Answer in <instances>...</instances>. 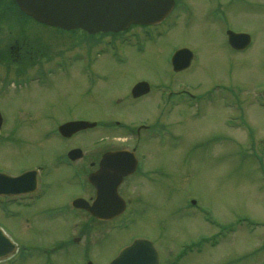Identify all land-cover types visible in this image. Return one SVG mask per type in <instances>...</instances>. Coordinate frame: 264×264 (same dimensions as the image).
<instances>
[{
	"label": "rangeland",
	"instance_id": "rangeland-1",
	"mask_svg": "<svg viewBox=\"0 0 264 264\" xmlns=\"http://www.w3.org/2000/svg\"><path fill=\"white\" fill-rule=\"evenodd\" d=\"M188 1L190 4L185 10L178 11V17L169 29L159 27L160 36L156 35L150 44L146 43L147 51L142 53L144 58L129 43L117 48L119 55L127 56L126 60L113 61L108 55L111 46L106 54H101L92 68L105 73L107 78L95 79L89 92L86 91L89 82L81 61L69 67L70 70L47 76L44 84L38 81L19 87L14 84L0 87L4 129L16 133L11 144L0 150V168L7 167L15 173L20 170L17 167L49 163L52 170L62 148L81 143L78 145L91 150L89 145L94 140L98 141L94 145L96 150L102 148L98 144L103 141L110 149L132 146L142 156V168L130 176L127 183L120 185L122 194L128 197L125 198V213L112 222L93 221L95 234L92 233L90 255L93 264H106L118 248L135 236L156 241L162 253L160 264H171L170 259L178 254L183 244L203 238L208 241L202 244L200 252L187 251L174 264L264 262V245L261 244L264 240V142L261 140L260 144L258 140L259 136L264 137V107L257 104L256 94L252 92L264 90V0H252L251 8L237 6L232 0ZM0 2L3 4L0 30L6 31L5 36L0 35V41L4 40L0 46L6 47L8 41L14 39L9 37V33L12 35V31H8L11 23L2 19L28 17L17 9L13 0ZM216 10L219 15L215 20L213 11ZM32 25L38 30H48L36 23ZM13 29V34L18 36L16 28ZM225 30L246 32L252 35L254 43L246 52L232 53ZM28 31L32 32L33 28L28 27ZM63 31L59 29L56 33H62L68 42V34L72 32ZM72 35L77 36L74 39L79 48L77 51L82 49L83 53H90L97 49V44L88 43L86 32L75 30ZM91 40L97 41L92 36ZM18 42L25 41L15 44L22 45ZM129 42L136 43L137 39L130 36ZM63 44L65 46L57 44L56 55L59 57L74 51L64 40ZM102 44L106 45L105 39ZM183 46L192 50L195 58L187 70L174 72L167 62L168 56L170 58L175 49ZM33 47H39V43L34 42ZM20 68L31 72L38 67ZM22 69L0 62V72L6 73V77L10 72H28ZM141 77L147 79L153 89L178 92L172 94L170 100L175 105L172 112H166V105L156 101L157 91L135 101L126 99L121 107L109 102V97L126 96L130 85ZM182 90L198 98V114H194L193 101H183ZM234 98L249 101V104L244 102L242 114L254 130L252 149L246 148L248 144L241 132L230 136L231 130L224 125V121L236 113L235 108L225 105L224 99ZM108 114L113 120H119L109 130L94 128L70 142L47 139L52 126L69 115L94 119L97 115ZM136 124L150 125L158 135L147 140L145 132V136L129 139ZM166 127L171 133L161 143L157 140ZM72 178L65 168L52 170L44 178L49 188L31 206L5 204L4 215L0 212L1 227L23 249L47 246L66 236L72 224L80 221V218L63 216L66 201L63 197L67 196L69 200L77 191V179L74 184L68 182ZM46 206L49 208L43 213ZM207 216L213 223L205 220ZM247 220L256 222L254 229L248 228ZM113 223H117V227L124 226L109 227L110 230L104 229V232L100 229ZM232 225L234 229L230 233L228 227ZM215 238L220 241L211 246L210 239ZM29 253L30 257L25 255L15 264H42L35 256L37 252L30 250Z\"/></svg>",
	"mask_w": 264,
	"mask_h": 264
},
{
	"label": "flooded vegetation",
	"instance_id": "flooded-vegetation-1",
	"mask_svg": "<svg viewBox=\"0 0 264 264\" xmlns=\"http://www.w3.org/2000/svg\"><path fill=\"white\" fill-rule=\"evenodd\" d=\"M234 3H236L237 6H245V7H252V0H232ZM187 4H190V2L188 0L184 1V0H175L174 3V7L172 9V11L167 15V17L162 20L160 23L157 24H148V25H144L145 23L138 24L135 25V39H138V44L141 45L142 47H138L136 45V49H138L136 52H138L139 54H141V57L144 58V56L142 55V53L144 54L147 49L145 48V43H149L154 39L157 38V36H160L158 28L160 26V28L162 27L161 25H165L166 30L169 29V24H172L173 21H169V17L171 16V14L173 13L174 10H183L187 8ZM216 12L219 15V12L216 10ZM217 15V14H216ZM25 22H27L26 25H16V31L20 32V27H26L27 29L25 30L26 33H28V35L24 34L23 36V41L22 45H17V44H9L7 50H3L0 51V59L2 58V60H0V62L5 63L7 67H9L10 65H15L16 67L20 68V66H27L30 65L33 68L38 67L36 69H32V71H36L38 73V77L40 78V83L44 84L46 82V77L47 76H53V72L56 69H59L61 66V59H63L64 63H69L72 62V58H76L77 56H75L77 54V50L78 47L75 44L76 43V35L75 37L72 35V33L68 34V38L70 39L67 42V38L63 36V34L60 33H56L58 32V28H51L48 27V30L44 31L45 29H35L32 25V23H34V21L31 20H26ZM41 25L40 23H37ZM42 26H44V28L46 27L45 25L42 24ZM28 27H32L34 28V31L29 32L28 31ZM12 31V35L11 37H14L13 32L15 31L13 28L10 30ZM128 31H122V32H100V33H95V34H87L86 37L89 38L88 43L90 44H97L98 47L97 48H103L105 45L102 44V41H104L106 44L109 43L110 41H119V40H123L124 37L126 36V33ZM157 35V36H156ZM91 36L92 37H96L97 41H92L91 40ZM63 40L65 41V44H68L70 48H72L74 51H72L73 53L68 54L67 56H57V44L59 45H64L63 44ZM15 41V40H13ZM34 42H38L39 43V47L34 48L33 44ZM226 42L229 46V48L231 49V52H246L247 50H249V48L253 45L254 40L252 35H250V41L248 43V45L242 49V50H236L234 48H232L226 38ZM17 45V50L14 51V48ZM67 45V46H68ZM65 46V45H64ZM86 49H88V47H86ZM95 50L94 51H90L89 52H85V54L83 52H81V58H84L80 64L81 67H83L85 65L86 67V72L94 75V74H102L104 75L105 73L103 72H96L94 71V68H92L93 64L95 63V61L97 60V57L94 56L95 54ZM102 52V51H101ZM99 53V51L97 52ZM100 54V53H99ZM138 54V55H139ZM74 56V57H73ZM7 58V59H5ZM167 62L169 63V60L167 59ZM35 66V67H34ZM88 67V68H87ZM22 69V68H20ZM27 70V68H23L22 69ZM186 70V69H184ZM181 70V71H184ZM30 71H28V74ZM92 72V73H91ZM179 72V71H178ZM34 73V72H33ZM6 73L0 72L1 77L6 78ZM21 74V73H20ZM9 75V74H7ZM140 79H145V78H137L135 81L140 80ZM146 81H148L147 79H145ZM149 82V81H148ZM134 83V82H133ZM132 85V84H131ZM131 85L129 87V91L127 92L126 96H119L117 98H110L109 97V102H111V104L113 105H117L119 107H121L120 105L127 99L128 102L130 101H135L138 100L142 97H149L152 94H154L155 91L158 92L157 94V99L156 101L162 104L166 105V108L164 109L166 112L169 111V105L171 102V97L172 94H178V92H169L168 89H164V88H157V89H153L152 84L149 82V91L141 94L137 97H133L131 95L130 92V88ZM255 89H257L258 86L254 85ZM259 90V89H258ZM86 91L89 92V87H87ZM263 89L259 90V98L256 97L255 101L257 102V104H260L264 107V95H263ZM181 93H187L186 90H182L180 91ZM113 94V93H112ZM155 96V95H154ZM193 96V95H192ZM156 98V96H155ZM225 101V105L230 107V108H235L236 109V113L235 116L232 117H228L225 121H224V125L227 129H230L231 131L229 132V135H237V133H239L238 131V127H237V123L234 120V118L237 116V113L240 114V119L242 121L243 124V128L244 131L246 133L247 136V141H250V146L253 145L254 146V130L250 127L251 126V122L248 120H245V118L243 117L244 114H242V110H243V105L244 102L246 101L249 104V101H247L245 98H234V99H224ZM253 101V100H252ZM250 101V103L252 102ZM124 106V105H123ZM241 112V113H240ZM96 118L92 119L94 121H96L97 123H100L97 125V127L102 128L104 126H108V125H112L113 123H117L118 119H112L113 116L111 115H97L95 116ZM82 118L80 116H72L69 115L67 117L64 118V120H61L62 122L67 121V120H71V119H79ZM86 118V117H85ZM147 130L148 132H150L151 134L147 137H145L147 140H153L154 138H156L155 134V129L150 128V125H146V124H139L135 130V137H141V135L144 133L141 132V130ZM153 129V130H152ZM146 131V132H147ZM242 133V132H241ZM16 133L13 131H9L7 132V130H3V126L1 125L0 128V150H3L2 148L6 149L5 145L6 144H11V138L12 136H14ZM84 134V133H83ZM82 134V135H83ZM81 132H77L74 135L68 137L67 139L73 140L76 137H80L82 136ZM131 138V137H130ZM95 140L92 141L90 149L91 150H87L86 147H83L81 145V143H78L77 145L80 146V148L82 149L80 153V155L78 157H65V151L66 150H62L61 154L58 158L55 159L54 164H53V168L52 170H58V168H65L67 169L71 176H73L72 179H69L68 182L71 181L72 184H74V179L76 178V185L75 186L77 188L76 194L72 195L69 200L67 199V196H64L63 198H66V201L64 202V206H63V216H68L70 219L71 218H80V221H77L76 223L72 224V227L70 228L69 233L64 236L63 238L55 241L53 244H49L47 246H32L29 249H23L17 242H15L8 233V236L11 238V240L15 243V248L14 251L5 259L8 261L9 264H15L17 262V260L21 257H30V250H34L35 252H37V254L35 255L36 258L40 259L42 261V264H62L63 263H67L70 261L69 264H88V261L90 260V255L92 253V233L95 234V232H93V221L96 222H103V221H99V220H95V218L88 213L87 211L81 209V208H77L75 206L72 205V200L74 198H78V197H82V198H86L89 201H91L92 198H94L95 195V190L93 185H91L90 183H87V185L84 183L83 186L79 185V181L80 179H84L86 178L87 180V176L90 172L95 171L98 168V163H99V159L101 157V155L103 154L104 151L110 149L109 147L106 146L105 142H101L100 144H98L99 146H101L102 148H98L97 150L94 148L95 145ZM237 143V142H236ZM108 144V143H107ZM75 145V146H77ZM250 148V147H249ZM113 149V148H111ZM135 149V148H134ZM96 153H94V151ZM139 159V158H138ZM141 165V164H140ZM140 165L136 168L135 172L133 174H136V172L139 171V167ZM36 169V178H37V187L38 189L41 190V194L38 197V199L44 194V192H46L45 190L48 187V184L44 181V178H46L48 175L51 174L52 170L50 167L49 163H43L42 165H40V163L38 164H31L29 166H26L23 168L22 167H17L16 169H20L17 172L13 173L12 170H9L7 167H2L0 168V171L2 172H6L10 175H18L21 172L27 170V169ZM132 174V175H133ZM262 174H264V171H262ZM132 175L126 176L122 183L124 182V180ZM83 180V181H84ZM40 181V182H39ZM120 184V185H121ZM120 188V186H119ZM35 192V191H33ZM30 191H27L25 193H21L18 195H0L1 199H5L9 204L7 206H11L14 205L15 202H13V198H24V197H30L31 194L33 193ZM121 196L123 198H128L125 197L122 193ZM37 199V200H38ZM37 200H34L33 202L29 203L28 205H24L22 207H27V206H31L34 202H36ZM15 206H19V205H15ZM49 206H46L43 208L42 212L44 213L46 211V209H48ZM10 217V213L8 215L7 218ZM84 219V220H81ZM101 230L104 229L101 228ZM100 229H98V231L96 232L97 234L99 233ZM26 255V256H25ZM69 259V260H68ZM61 262H58V261Z\"/></svg>",
	"mask_w": 264,
	"mask_h": 264
},
{
	"label": "water",
	"instance_id": "water-1",
	"mask_svg": "<svg viewBox=\"0 0 264 264\" xmlns=\"http://www.w3.org/2000/svg\"><path fill=\"white\" fill-rule=\"evenodd\" d=\"M26 14L46 24L64 28L83 27L90 31L96 29L117 30L126 27L131 22L153 21L161 19L171 8L173 0H164L163 8H159L161 0H15ZM229 39L248 40V35L228 31ZM191 52L187 48L178 49L172 56L174 69H180L189 64ZM148 90L147 83L137 82L132 87L134 96ZM1 122V116H0ZM87 125L85 121L64 123L61 129L75 130ZM65 130V131H66ZM136 166V159L127 150L108 151L103 155L98 172L89 177L97 189V197L92 206L80 203L98 217L107 218L119 214L125 206L123 198L117 193V186L124 175L131 173ZM115 175H111V174ZM109 206L102 214L100 206ZM2 238L3 235L0 233ZM5 239V238H4ZM4 242V249L8 246ZM6 249L4 252H7ZM157 252L152 243L143 237H137L124 246L109 264H156Z\"/></svg>",
	"mask_w": 264,
	"mask_h": 264
}]
</instances>
